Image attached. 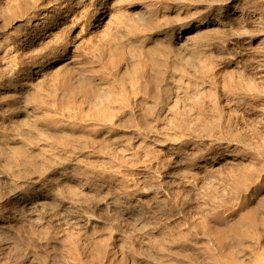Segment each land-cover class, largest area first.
Wrapping results in <instances>:
<instances>
[{
  "label": "bare ground",
  "instance_id": "6f19581e",
  "mask_svg": "<svg viewBox=\"0 0 264 264\" xmlns=\"http://www.w3.org/2000/svg\"><path fill=\"white\" fill-rule=\"evenodd\" d=\"M2 193L9 231L70 212L69 264H264V0H0Z\"/></svg>",
  "mask_w": 264,
  "mask_h": 264
},
{
  "label": "rangeland",
  "instance_id": "374dc122",
  "mask_svg": "<svg viewBox=\"0 0 264 264\" xmlns=\"http://www.w3.org/2000/svg\"><path fill=\"white\" fill-rule=\"evenodd\" d=\"M162 23H164V21H162ZM208 112H210V108H209V111ZM170 169V168H169ZM177 177H178V175H176ZM172 179H174V178H167V180H165L164 182H163V184H161V185H163L162 187H163V190H167V189H169V187H171V182H170V180L172 181ZM108 183H107V185H110V187H111V192H116L117 194H120L119 193V191L118 190H120V192L122 191V192H124V190H127L125 187H126V183L124 184V182L122 183V182H113V180H106ZM216 182V183H215ZM214 182V185L216 184V185H218L217 184V182L220 184L221 183V181H215ZM112 183V184H111ZM150 183H153L152 181H150ZM119 184V185H118ZM123 186H122V185ZM154 184V183H153ZM165 184H167V185H165ZM112 185V186H111ZM28 186L30 187V184H25V185H20V187L22 188H28ZM115 186V187H114ZM122 187V189H120L121 187ZM166 186H169V187H166ZM6 186H4V188H5ZM20 187H18V188H16V190L17 189H20ZM113 187V188H112ZM117 187V188H116ZM120 187V188H119ZM161 187V188H162ZM165 187V188H164ZM206 188V190L208 189V186L207 185H203V187L200 189L201 191H203V188ZM115 188H116V190H115ZM204 188V189H205ZM5 190H7V188L5 189ZM10 189L8 188V191H9ZM199 190V191H200ZM18 191V190H17ZM12 192H15L14 191V189L12 190ZM206 193H207V191H206ZM198 194V193H197ZM197 194H195V195H197ZM219 194V195H218ZM218 194H216L212 199H211V203H213V204H211V203H209V202H207V204H209V205H202V208L201 209H203L204 207H206V208H209V207H211V206H213V209L215 210H213L214 212H217V211H221L222 213H224L225 215H227V213H228V211L230 212L231 210H232V208L234 207V205H236V203H237V199L236 198H228V197H225L223 194H221V193H218ZM221 194V195H220ZM195 195H193L194 196V198H197V201H199V202H203V201H205V199L204 198H202V197H200V195L201 194H199L198 196H195ZM2 196H3V193H2ZM1 195H0V204L2 205V203L4 202V204L5 205H7L6 203V201H7V199H6V197H5V195L2 197ZM199 197V198H198ZM217 197V200L215 199ZM104 200H103V199ZM2 199V200H1ZM3 199H5V201L3 200ZM99 200H101L102 202H105L106 201V196L103 194V196H101L100 198H98ZM200 199V200H199ZM224 199H226V202H224L225 200ZM181 200V199H180ZM224 200V201H223ZM210 201V200H209ZM221 201V202H220ZM2 202V203H1ZM220 202V203H219ZM11 203V202H10ZM181 203V202H180ZM179 203V204H180ZM215 203H217L218 204V206L215 204ZM221 203H223V204H221ZM103 204V203H102ZM220 204V205H219ZM226 205V206H225ZM103 206V205H102ZM102 206H100V207H98V208H96V210H97V212L99 213V215L100 216H102L103 215V217L105 218V219H103V217H101V218H99L100 220H101V222L98 224V226L100 225V227H98L99 229H97L98 230V232H97V236L98 235H100V234H103V231H104V233H105V227H107V229L109 228V227H113V228H117L118 227V224L120 225V223H122V221L124 220V218H122V220H120L121 218H120V216H119V218L120 219H118V218H115V220L116 219H118L119 221H115L114 220V217H116V216H118V215H116L117 213H110V212H107L106 211V209H104V211L102 210L103 208H104V206L102 207ZM180 206V205H179ZM2 207V206H1ZM222 207V208H221ZM102 208V209H101ZM180 208V210L181 211H179V212H174V214L176 215V213L178 214H180L181 212H182V214H180V215H183L184 213V216H187L188 218L187 219H189V221L191 220V218H193V216L195 215H198L197 217H199L200 216V214L202 213L203 215H205V213H203V211L201 212V209H199L198 210V208H197V211L195 212V211H192V212H189V211H191L190 209H188V211L187 210H185L186 208H185V206H183L182 208H181V206L179 207ZM47 209H49V208H47ZM47 209H45V210H41V211H39V212H37L36 214H33L32 216H31V220H32V222H31V225H29V226H27V225H25L26 226V228H20V230H19V232L17 231V229H12L13 231H9V230H11V228H8L7 227V225H0V226H3L2 228L0 227V230L2 229V232L4 231V233H2L1 231V233L2 234H0V261L2 262L3 260H4V263L3 264H5L11 257H12V255H13V249H12V245L11 244H9L10 243V240H3V241H1V239H3L4 237H6V236H8L9 237V235L11 236V237H16V239L18 240V239H20V240H18V244H19V253H21V255H28L29 254V251H30V253L32 254V256H34V258H36V264H46V263H53L54 264V262H55V264H60V263H62V264H69L70 263V261L69 262H67V259H64L65 257H66V249L64 248V247H66V245H67V241H69L71 238H77V232H78V230H76V228H75V226H71L69 223H66V222H64L66 219L68 220V218L70 217V212L68 211H65V212H58V213H54L53 211H50V210H47ZM84 210L86 209L87 210V208H83ZM101 209V210H100ZM228 209V210H227ZM96 210L94 211V213L96 212ZM226 210V211H225ZM45 211V212H44ZM47 211H48V213H47ZM101 211H103V212H101ZM106 211V212H105ZM184 211V212H183ZM200 211V212H199ZM211 212H212V209L210 210ZM42 212V213H41ZM52 212V213H51ZM194 212V213H193ZM197 212H199L200 214H197ZM210 212V213H211ZM213 212V213H214ZM226 212V213H225ZM41 215H40V214ZM45 215H44V214ZM63 213H64V216H63ZM67 213V214H66ZM69 213V214H68ZM104 213H106L105 215H107V216H105L104 215ZM188 213H191V214H189L188 215ZM39 214V215H38ZM58 214L60 215V216H58ZM66 214V215H65ZM110 214V215H109ZM115 214V215H114ZM34 215H35V217H34ZM37 215V216H36ZM48 215H50L51 217H53V215H55L53 218H49L50 216H48ZM63 217H62V216ZM95 215H97V217H99L98 216V214L97 213H95ZM190 215H192V216H190ZM58 216V217H57ZM67 216V217H66ZM112 216V217H111ZM114 216V217H113ZM195 216H194V218H195ZM48 219H47V218ZM61 219H60V218ZM196 217V218H197ZM34 218V219H33ZM115 221V222H113L112 221V219ZM176 218V217H175ZM37 219H39V221L37 220ZM45 219V220H44ZM53 219V221H51ZM58 219V220H57ZM107 219V220H106ZM111 219V220H110ZM36 220V221H35ZM47 220H49L48 222H47ZM57 220V222H54V221H56ZM59 220H61L62 221V223L61 222H59ZM107 222H106V221ZM108 220H109V225H108ZM44 221V222H43ZM34 222H35V224H34ZM45 222H47V223H45ZM63 222H64V224H63ZM111 222H112V224H111ZM41 225H40V224ZM103 223V224H102ZM104 223H106V224H104ZM113 223H118V224H113ZM37 224H38V226H37ZM47 224H53V225H47ZM56 224V225H55ZM101 224L103 225V226H101ZM43 225H44V228H43ZM46 225V226H45ZM69 225V226H68ZM107 225V226H106ZM51 228V229H48L49 227ZM70 226H71V228H70ZM5 227H7L6 229H5ZM38 227V228H37ZM40 227H42V230L40 229ZM48 227V228H47ZM54 227H55V229H54ZM62 228V229H59V228ZM73 227V228H72ZM102 227V228H101ZM105 229H104V228ZM5 229V230H4ZM19 229V228H18ZM37 229V230H36ZM45 229V230H44ZM46 229H47V231L49 230V232L48 233H46ZM59 229V231H57V230ZM101 229H102V231H101ZM123 229H124V226H123ZM8 230V231H7ZM43 230H44V232H43ZM53 230H55V232L53 231ZM61 230H62V233H61ZM76 230V231H75ZM7 231V232H6ZM15 231H17V233L18 234H14L15 233ZM28 231H30V232H28ZM32 231V232H31ZM66 231L68 232L67 234H66ZM76 232V234H75V232ZM10 232V233H9ZM53 232V233H52ZM58 232V233H57ZM63 232H65V233H63ZM73 234H72V233ZM5 233H8V234H6V235H4L3 237H2V235L3 234H5ZM13 233V234H12ZM59 235V233H61L59 236H57L56 237V235L57 234ZM12 234V235H11ZM24 236H22V235ZM32 234V235H31ZM52 234V235H51ZM65 234V235H64ZM72 234V235H71ZM80 234V233H79ZM17 235L19 236V237H21V238H19V237H17ZM48 235H50V236H48ZM73 235H74V237H73ZM26 236V237H25ZM28 236V237H27ZM29 236H31V238L29 237ZM36 236H41V237H46L47 239H48V237L50 238V240H49V245H51V246H49V245H46V246H40V245H37L36 246V242H34V241H37L36 240V238H38V237H36ZM53 236V237H52ZM69 237V238H67V237ZM71 236V237H70ZM80 236H82L81 234H80ZM96 236V237H97ZM33 237H34V239H33ZM55 237V238H54ZM60 237V238H59ZM63 237V238H62ZM24 238H26L25 240H24ZM30 238V239H29ZM54 238V241L52 240ZM59 238V239H58ZM66 238V239H65ZM33 239V240H32ZM63 239H65V240H63ZM29 240H32V241H30L29 242ZM5 241V242H4ZM8 241V242H7ZM24 241V242H23ZM58 241V242H57ZM2 242V243H1ZM27 242V243H26ZM29 242V243H28ZM34 242V243H33ZM56 242L58 243V244H56ZM60 242V243H59ZM95 242V241H94ZM7 243V244H6ZM22 243V244H21ZM25 243V244H24ZM53 244V245H52ZM65 246H64V245ZM10 245V246H9ZM23 245H25V247L23 246ZM27 245H29V247L27 246ZM33 245V246H32ZM58 245H59V247H58ZM2 246H5V247H2ZM26 246H27V248H26ZM52 246L54 247H57V248H52ZM63 246V247H62ZM2 247V248H1ZM9 247V248H8ZM40 247V248H39ZM49 247V248H48ZM51 247V248H50ZM62 247V249H60ZM94 246H93V244H92V246H90V249L89 250H91V248H93ZM11 248V249H10ZM21 248V249H20ZM24 248V249H23ZM29 248H31V249H29ZM33 248V249H32ZM35 248V249H34ZM47 248V249H46ZM6 249H8V250H6ZM49 249V250H48ZM52 251H51V250ZM56 249V250H55ZM4 250V251H3ZM25 250V251H24ZM27 250V251H26ZM21 251H23V253L21 252ZM48 253H47V252ZM54 251V252H53ZM64 253H63V252ZM12 252V253H11ZM35 252V254H33V253ZM50 252V253H49ZM59 252V253H58ZM62 252V253H61ZM54 254L55 256H53V255H50V254ZM88 253H90V251L89 252H87L86 254H88ZM3 254V255H2ZM45 254H47V256L45 255ZM61 255V256H57V255ZM65 254V255H64ZM85 254V257H84V259H85V262H86V264L87 263H89L90 264V257H89V255H86ZM1 256H4V258L3 257H1ZM6 256V257H5ZM39 256V257H38ZM48 256H50V258L48 257ZM58 257V258H54V260H52L53 259V257ZM41 257V258H40ZM46 257H48V258H46ZM61 257H63V258H61ZM7 259V261L5 262V260ZM45 258H46V260H45ZM86 258H89V259H86ZM3 259V260H2ZM62 259V260H61ZM38 260V261H37ZM51 260V261H50ZM58 260V261H57ZM66 260V261H65ZM87 260H89L88 262H87ZM49 261V262H48ZM59 261H63V262H59ZM0 262V264H2ZM45 262V263H44ZM56 262H58V263H56ZM49 263V264H50Z\"/></svg>",
  "mask_w": 264,
  "mask_h": 264
}]
</instances>
